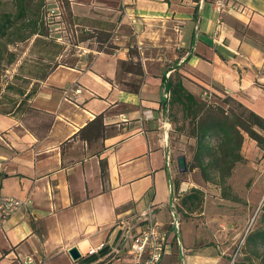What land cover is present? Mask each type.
I'll return each instance as SVG.
<instances>
[{
    "label": "crops",
    "instance_id": "1",
    "mask_svg": "<svg viewBox=\"0 0 264 264\" xmlns=\"http://www.w3.org/2000/svg\"><path fill=\"white\" fill-rule=\"evenodd\" d=\"M214 1L66 0L73 21L92 23L79 29L94 32L100 47L36 80L29 106L51 117L42 138L0 113V194L24 201L0 221V264L27 256L34 264H125L123 235L135 217L148 213L168 228L174 143L159 117L161 75L178 74L195 98L221 92L264 118V0H219L220 12ZM240 152L245 167L264 162L245 134ZM167 230L173 241L159 264H222L223 252L187 248L181 221L178 244Z\"/></svg>",
    "mask_w": 264,
    "mask_h": 264
},
{
    "label": "rangeland",
    "instance_id": "2",
    "mask_svg": "<svg viewBox=\"0 0 264 264\" xmlns=\"http://www.w3.org/2000/svg\"><path fill=\"white\" fill-rule=\"evenodd\" d=\"M25 4L29 7L28 20L17 24L18 20L0 38V86L4 81L7 83L0 92V112L14 116L22 113L34 125L39 117L28 116L27 112L22 111L27 100L19 92L25 94L35 90L36 80L53 65L73 63L76 54L81 52L80 46L97 49L100 45L95 42L97 37L94 32L79 29L92 23L86 19L73 21L70 13L68 15L67 9H64L63 0H25ZM2 12L14 16V0H0ZM32 21L36 33L30 35L28 32ZM52 37L55 39L52 40ZM79 40H82L81 44ZM120 69L127 68L121 65ZM131 69L137 72L138 66L131 65ZM219 93L215 97L206 94L204 99L225 106L217 97L222 98L227 94ZM159 117L167 123L165 128L169 140L174 143L172 182H179L174 196L181 221L180 233L189 245L187 248L200 247L223 252L222 264H264V242L257 238L247 240L255 230L264 228V213L261 211L264 203V162L260 164L259 160H252L245 167L243 161L242 167L234 172L232 169L233 175L230 174L226 183L239 200L221 198L218 187L203 181L199 170L189 164L194 141L183 134L188 132L189 126L178 105L167 102ZM178 155L185 158L186 169L182 172L177 170L175 163ZM190 188L200 192L194 198L182 201V197L191 192ZM176 249L174 258L177 259L180 250L177 246Z\"/></svg>",
    "mask_w": 264,
    "mask_h": 264
},
{
    "label": "trees",
    "instance_id": "3",
    "mask_svg": "<svg viewBox=\"0 0 264 264\" xmlns=\"http://www.w3.org/2000/svg\"><path fill=\"white\" fill-rule=\"evenodd\" d=\"M192 1L197 2L198 0ZM63 2H65V5L63 4L64 9H67V14L69 15L70 12H68L69 10L66 7V0H63ZM14 7V16L9 12L0 13V38L18 20L19 22L17 24L24 19L28 20L27 14L29 7L25 4V0H14ZM34 33H36V27L34 21H32L31 30L28 34L31 35ZM51 39L54 40L55 38L52 37ZM131 53V48L128 47L127 54L130 56ZM121 65H123V62ZM133 65L138 66L136 61ZM52 67L38 78V80L44 77ZM159 86L161 88V94L162 92H167L169 96L167 100H164L162 95H160L158 108L162 110L167 102L168 104H176L180 109L182 117L188 121V132L183 134L192 138L194 141L189 164L199 170L200 177L203 181L213 183L218 187L221 198L233 201L239 200L226 183V179L230 176L234 164L244 161L240 152L244 134L255 142V145L261 151V157H264V118L229 95H224L222 98L217 97L225 106L210 102L207 99L195 98L182 86L180 78L176 73L167 76L164 74L161 75ZM33 93L34 90L25 94L22 91L19 92L27 100V105L22 111L27 112L28 116L39 117L35 120L36 123L31 125L22 113L15 116L19 117L25 127L39 139L47 133L51 117L29 106L28 100ZM22 100L20 99V101ZM19 105L20 102L17 106ZM0 113L12 115L7 112ZM99 167L100 174L102 175L105 169L104 161H99ZM178 184V180H174V182L171 180L173 195L177 190ZM190 191L182 197V201L186 202V200L194 198L200 192L196 188H190ZM261 211L264 213V203L261 206ZM252 238H257L258 241L264 242V228L255 230L248 235L247 240ZM117 254V252H113L110 258L117 257Z\"/></svg>",
    "mask_w": 264,
    "mask_h": 264
},
{
    "label": "built area",
    "instance_id": "4",
    "mask_svg": "<svg viewBox=\"0 0 264 264\" xmlns=\"http://www.w3.org/2000/svg\"><path fill=\"white\" fill-rule=\"evenodd\" d=\"M222 5V2L219 0L213 2V6L217 12H220ZM216 23L218 24L219 21L217 20ZM79 50L81 51L79 53L90 51L88 47L86 48L83 46H80ZM6 84V81H4L0 86V90L3 89ZM79 91L80 87H75L73 89V93H78ZM161 95L164 100L168 99L169 95L167 92H162ZM145 115L150 117L149 111H145ZM165 160L168 164L170 161L168 155H166ZM169 189L172 193V197L167 206V227L173 232L172 237L175 243L178 244L177 232L180 219L177 213L176 197L173 195L172 185L169 186ZM23 204L24 201L0 194V221L8 217L16 208ZM141 216L143 217L142 219ZM133 220L134 223L126 229L123 235V238L127 241V260L125 264H159L167 251L170 241L168 238V228L152 220L148 213L140 214ZM100 247H102V243L96 246H89L86 253L92 254ZM21 264H34V262L27 256L22 260Z\"/></svg>",
    "mask_w": 264,
    "mask_h": 264
},
{
    "label": "water",
    "instance_id": "5",
    "mask_svg": "<svg viewBox=\"0 0 264 264\" xmlns=\"http://www.w3.org/2000/svg\"><path fill=\"white\" fill-rule=\"evenodd\" d=\"M175 163H176V167H177V170L182 172L186 169V164H185V158L183 155H178L176 156L175 158ZM69 255L71 256V258H76L78 256L75 248H71L69 251H68Z\"/></svg>",
    "mask_w": 264,
    "mask_h": 264
}]
</instances>
